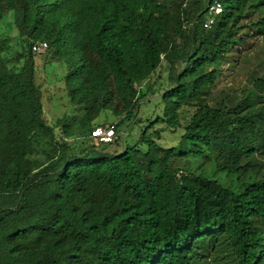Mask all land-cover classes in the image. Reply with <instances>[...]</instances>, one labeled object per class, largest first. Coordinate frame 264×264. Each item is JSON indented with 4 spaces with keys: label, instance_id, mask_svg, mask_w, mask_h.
Here are the masks:
<instances>
[{
    "label": "trees",
    "instance_id": "trees-1",
    "mask_svg": "<svg viewBox=\"0 0 264 264\" xmlns=\"http://www.w3.org/2000/svg\"><path fill=\"white\" fill-rule=\"evenodd\" d=\"M8 1L22 52L7 60L0 36V264H209L225 254L264 264V179L238 184L264 98L246 88L217 101L214 92L223 67L239 66L247 37L264 38V0ZM214 2L223 9L207 30ZM39 42L66 65L87 138L109 116L116 136L139 127L140 102L153 97L162 109L145 127L183 128L178 147L160 148L144 130L145 151L74 149L64 120L44 119L41 55L31 51ZM252 85L264 89V77ZM191 156L234 182L205 177Z\"/></svg>",
    "mask_w": 264,
    "mask_h": 264
},
{
    "label": "rangeland",
    "instance_id": "rangeland-1",
    "mask_svg": "<svg viewBox=\"0 0 264 264\" xmlns=\"http://www.w3.org/2000/svg\"><path fill=\"white\" fill-rule=\"evenodd\" d=\"M248 19L255 22L257 20V15H251ZM247 32H249V34H255L253 30H247ZM0 36L8 39V42H6L4 46L3 55L7 60L12 61L22 52V48L20 45L21 40L18 38L17 29L13 21L11 2L8 0H0ZM245 44V47L240 53L241 58L239 66L237 65L238 67L236 66L233 70H230L227 66L223 67V72L214 89L217 101L223 100L225 95L233 97L235 94H240L246 88L253 90V92L256 91L264 98V93L257 91H263L264 89L252 85L256 78L259 77L263 79L264 77V65L260 64L261 62H259L258 66L256 64L258 62V57L263 55L261 53V48L264 46V38L260 36H249L247 40H245ZM246 55L249 59L246 58ZM67 72L66 65L59 60L57 54L51 50H47L45 54L35 57V81L42 93L44 119L51 125L57 121L64 120L63 122L71 128L74 135L68 140L69 142H76L74 149H83L93 144L97 145L93 139L87 138L85 135L87 126L80 122V116L82 114L81 108L73 106L70 101L69 90L64 82ZM157 95L158 92L156 93V96ZM228 105L231 104L229 103ZM261 108H263L264 111V105H261ZM161 109L162 108L160 106L158 107L153 97H148L141 101L135 117V120H140L141 124L139 127H133V123H129V125L122 127L119 135L116 136L115 144L110 146L111 148L109 149L116 150L117 145H119L120 147L118 149L123 150L125 144L132 145L136 143L140 150L145 151L146 145L139 142L140 134H142L144 130V133L152 138L158 147L163 149L178 147L183 135V128H167L165 123L155 124L151 129L146 128L148 126L147 120H156V117L160 115ZM102 116L103 114L96 119L95 125L101 122ZM108 120L111 124L117 122L110 116ZM112 121L114 122L112 123ZM180 123L184 127L185 121L181 120ZM105 124H107L105 126H112L110 123ZM260 125L262 129L257 135L256 152L245 158L242 163L247 171L246 175L241 179V183L238 182L241 186L247 185L251 181L261 178L264 179V120H260ZM155 131H161L160 138L153 136ZM188 148L189 144L183 147L184 150ZM188 160L192 168H197L202 164L200 158L191 156ZM198 172L203 173L207 178L219 181L223 185H229V183L234 182L233 178L227 176L225 172L215 170L212 163L206 164V166L201 165ZM233 174L231 176H233ZM237 175L239 176V173ZM231 261L232 258L225 254L212 259L209 264H232L233 262Z\"/></svg>",
    "mask_w": 264,
    "mask_h": 264
},
{
    "label": "built area",
    "instance_id": "built-area-1",
    "mask_svg": "<svg viewBox=\"0 0 264 264\" xmlns=\"http://www.w3.org/2000/svg\"><path fill=\"white\" fill-rule=\"evenodd\" d=\"M223 6L219 2H214L210 5L206 11V17L203 27L205 29H210L215 21L217 16L222 13ZM48 49L46 42L35 43L31 46V51L36 55H43ZM91 138L95 141L96 144H106L114 145L116 141V133L113 126H97L94 127L91 131ZM182 175V172L178 174V177Z\"/></svg>",
    "mask_w": 264,
    "mask_h": 264
}]
</instances>
